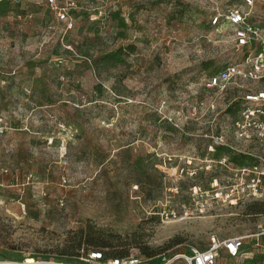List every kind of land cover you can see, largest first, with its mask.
<instances>
[{"label":"rangeland","instance_id":"obj_1","mask_svg":"<svg viewBox=\"0 0 264 264\" xmlns=\"http://www.w3.org/2000/svg\"><path fill=\"white\" fill-rule=\"evenodd\" d=\"M56 2L0 0V264L86 249L186 264L213 237L264 229V201L214 198L234 157L210 147L234 144L241 93L263 87H205L242 55L211 21L244 0ZM252 16L264 29V0Z\"/></svg>","mask_w":264,"mask_h":264},{"label":"built area","instance_id":"obj_2","mask_svg":"<svg viewBox=\"0 0 264 264\" xmlns=\"http://www.w3.org/2000/svg\"><path fill=\"white\" fill-rule=\"evenodd\" d=\"M53 9H59L56 0H47ZM255 0H244L246 10L229 8L223 14H217L211 21L212 25H228L233 33L235 47L242 52L239 60L225 66L218 73L208 77L205 81L207 89L227 90L230 85H237L238 81L259 83L263 87L259 90L243 91L238 107V116L231 123V134L234 144L225 142L223 137L215 141L214 149L224 148L233 157L243 160L240 165L234 164L231 159L223 158L220 165L227 167L229 164V177L221 184L220 192L214 198L231 205L243 202L264 201V29L261 24L252 19ZM58 17L64 19L63 13ZM3 127L0 125V134ZM246 146V147H244ZM254 146L256 152H249L247 147ZM227 162V163H226ZM226 163V164H224ZM212 187L220 188L217 180ZM264 237V229L250 236H239L226 239L211 238L204 250H193L189 254L177 255L186 264H217L221 254L230 258L241 256L246 241L255 242ZM80 263L73 264H148L147 260L136 254L126 257H105L99 251L83 250L78 258ZM10 264V263H5ZM24 264H36L26 263Z\"/></svg>","mask_w":264,"mask_h":264},{"label":"crops","instance_id":"obj_3","mask_svg":"<svg viewBox=\"0 0 264 264\" xmlns=\"http://www.w3.org/2000/svg\"><path fill=\"white\" fill-rule=\"evenodd\" d=\"M258 242H259V247H255L254 246V243L255 242H252V245H251V250H249V252L251 253V254H246V253H244V251L242 250V253L241 254H243V255H241L240 257H238V258H233V260H238V261H243L242 259H246V261H249V260H254V259H256V257L254 258V257H251L252 256V254L253 255H264V237H261L259 240H258ZM248 255V256H247ZM251 255V256H250ZM245 256V258H243ZM251 257V258H250ZM263 259L262 260H257V262L255 263V264H264V257H262ZM253 264V263H252Z\"/></svg>","mask_w":264,"mask_h":264},{"label":"trees","instance_id":"obj_4","mask_svg":"<svg viewBox=\"0 0 264 264\" xmlns=\"http://www.w3.org/2000/svg\"><path fill=\"white\" fill-rule=\"evenodd\" d=\"M216 150H223V151H226V149H224V148H216ZM215 152V151H214ZM213 152V153H214ZM233 162H234V160H238V158L237 157H234L233 159H231ZM257 203H259V202H257ZM85 253H87L88 251H97V249H91V250H88V249H86V250H83ZM80 257V253L78 252L77 253V255H75V256H72V257H65V258H62V259H64V261L63 262H65V263H67V264H71V263H80V261L78 260V258ZM120 257V256H119Z\"/></svg>","mask_w":264,"mask_h":264},{"label":"bare ground","instance_id":"obj_5","mask_svg":"<svg viewBox=\"0 0 264 264\" xmlns=\"http://www.w3.org/2000/svg\"><path fill=\"white\" fill-rule=\"evenodd\" d=\"M28 263H31V262L28 260ZM2 264H5V263H2Z\"/></svg>","mask_w":264,"mask_h":264}]
</instances>
